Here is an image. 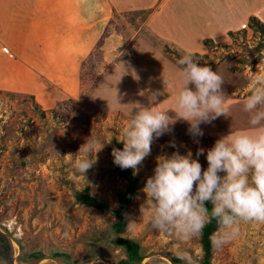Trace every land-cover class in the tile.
Here are the masks:
<instances>
[{
    "label": "rangeland",
    "instance_id": "1",
    "mask_svg": "<svg viewBox=\"0 0 264 264\" xmlns=\"http://www.w3.org/2000/svg\"><path fill=\"white\" fill-rule=\"evenodd\" d=\"M57 1L0 0V55L7 54L3 47L7 48L11 39L4 36V6L8 3V12H12L10 28L17 30L12 40L19 41L20 29L26 27L33 35L31 52L35 56L44 52L43 58L53 56V61L45 59V66H53L49 69L51 78L38 75L43 69L42 61L32 62L33 74L39 76L33 78V91L0 87V264H112L125 257L119 249L112 256L109 251L113 238L109 231L115 218L108 212L79 204L75 195L87 189L111 209L117 208L118 194L125 190L127 182L114 172L117 166L113 164L112 149L122 150L123 143L118 139H123L122 131L129 125L131 112L139 107L137 103L153 112L162 111L175 117L176 97L182 83L178 61L189 53L199 66H208L223 77L228 112L210 125L201 124L204 135L197 138L199 143L188 134V123L183 120H176L170 132L155 140L151 154L135 174L141 188L124 215L125 231L121 236L140 244L143 255L140 264H172L169 256L176 257L177 251L186 252L192 264H199L203 255L199 236L184 241L174 232L152 230L149 215L142 216L140 212L144 202L141 189L153 174L157 158L176 151L170 142L176 144L181 154L190 151L193 158L199 149H204L205 155L199 156V162L206 169L207 150L218 139L255 131L244 102L251 94L253 73L264 75V47H260L264 44V34L247 26L249 16L237 27H224L227 28L224 35H214L216 31H213L210 36L207 26L216 21L215 16L210 11L201 16L196 11L188 12L189 6L182 4V10L171 11L167 17L173 15L189 24L186 34L199 40L194 43L197 51L186 53L171 42L159 41L150 29H142L120 58L118 67L123 72L120 74L116 68L106 77L114 61L107 62L109 57L104 60L106 56L102 54L110 34L128 26L133 37V31H139L150 14L162 12L169 2L172 8L178 6L181 0H109L118 7V10L111 7L113 32L108 31L109 26L100 37H95L103 25L98 24L86 60L81 44L84 29L77 18L72 20L69 12H51L50 6ZM86 3L96 11L97 0ZM261 8L264 9V1ZM137 10H144L146 19L141 15L131 21ZM176 18L175 23L167 21L161 28L157 24L160 32L179 35L185 25ZM1 60L2 72L4 60ZM20 74L15 81L19 86ZM85 80L89 88L84 86L82 95L71 94ZM157 91L162 94L152 102L150 93ZM90 137L98 141L96 151L105 145L96 152V163L83 176L74 162L89 155L80 149ZM108 140L111 142L107 143ZM238 227L239 234L228 243L220 248L212 244L210 264H264V223L241 221ZM95 249L103 250L105 255L89 259ZM35 253H40L42 258L32 257ZM56 253L68 256L54 257ZM181 264L186 261L181 260Z\"/></svg>",
    "mask_w": 264,
    "mask_h": 264
},
{
    "label": "clouds",
    "instance_id": "2",
    "mask_svg": "<svg viewBox=\"0 0 264 264\" xmlns=\"http://www.w3.org/2000/svg\"><path fill=\"white\" fill-rule=\"evenodd\" d=\"M178 63L182 83L175 117L137 103L139 107L131 112L129 125L122 131L123 139H118L123 143L122 150L113 148L111 152L113 164L122 170L132 169L134 175L138 174L151 154L152 144L170 132L176 120L186 121L188 134L199 143L197 138L204 135L201 124L210 125L228 112L221 75L208 66H199L191 53ZM253 77L251 94L244 102L253 133L239 132L218 139L207 150L206 169L199 162V156L205 155L202 148L193 158L190 151L181 154L170 142L176 151L157 158L153 174L141 189L144 202L140 212L149 215L152 230L174 232L178 239L188 241L200 236L215 220L218 232L210 239L214 247L220 248L239 234V222L264 223V75L253 73ZM161 94L151 92L150 100L155 102ZM96 143L90 137L80 149L89 155L74 162L83 176L96 163V152L105 145L96 151ZM175 255L192 264L186 252L177 251Z\"/></svg>",
    "mask_w": 264,
    "mask_h": 264
},
{
    "label": "crops",
    "instance_id": "3",
    "mask_svg": "<svg viewBox=\"0 0 264 264\" xmlns=\"http://www.w3.org/2000/svg\"><path fill=\"white\" fill-rule=\"evenodd\" d=\"M91 2V0H58L56 4H52L50 6L52 13H58V12H69L71 14V18H77V21H79V24L82 25L81 28L84 29L82 33V45H83V58L86 60L91 53V44H92V33L93 30L97 31L98 24H103L102 27L99 26V32H95V37L101 36V33L103 31L107 30V27L110 26V29L108 31L113 32L112 24H113V17L111 16V7L115 10H118L117 6H113V3H110L109 0H97V5L95 6L96 11L93 12L91 10V4L88 3L85 4V2ZM171 1V0H170ZM264 0H181L178 4V6H175L172 8L171 3H167L162 7V12L158 13L154 11L153 14H150L146 22L143 24L139 31H133L135 32V35L132 37V34L130 33V29L128 26L125 27V29L121 32L114 30V35L110 34L109 38H107V42L104 44L103 56L106 57L103 58L104 60H107L109 57V61H112L114 59L112 66L107 70L108 74L106 77H108L116 68H118V71L121 74V69L118 67L120 64V58H122L127 52L128 48L134 43V41L137 39L138 35L142 33V29H150L152 33H154V36L158 38L159 41H167L171 42L178 47H180L183 51L186 53L191 51H197L198 46L195 45V42L197 39H193L192 37H189L188 34H186L187 25H189L187 22H183L180 18H176V16L167 17L168 14L172 12H178L182 10V4H185L188 7V12H195L199 13L200 16L205 11H210L213 16H215V22L212 24L210 23L207 27L208 35H212L213 31H216L214 35H224L225 29L224 27H237L239 24H242V22H246V17L254 15L256 12L259 13L254 15L257 17L260 21L264 23V9L261 8L262 3ZM173 2V1H172ZM53 3V2H52ZM55 3V1H54ZM112 4V5H111ZM111 5V6H110ZM11 7V4L9 5ZM44 7V5H43ZM48 7V6H46ZM10 8L8 7V3L4 6L5 10V32L4 36H10V43L8 44V47L4 48V50H7V54L5 55V52L2 53L4 57H1L0 55V61L1 58L4 60V65L2 66V72L0 71V78H2V82H0V87H8L9 90L15 89L16 87L24 89H29V91H33L31 89L34 88L35 84L33 81V78H37L39 76H34L33 74V67L32 62L35 60L42 61L43 62V69L42 71H38V75L45 76V77H52V72H50L53 66H45L46 61L51 59L53 61V56H46V58H43L44 52H41L40 54L37 53V56L31 52L33 47V35L30 30H28L26 27L21 28L19 32V41L14 42L12 40V37H15L17 34V30L12 31L10 28V20L12 19V12H8ZM49 9V10H50ZM186 9V8H185ZM96 14L95 18L93 19L92 13ZM10 13V14H9ZM117 13V12H116ZM83 14L82 16H80ZM206 15V14H205ZM164 18H167V20H164ZM175 18L180 21L181 25H185V28H180V33L173 32L175 35H172L171 33H163L160 32L158 26L162 27V23L165 25L167 24V21H171L175 23ZM206 19V16H205ZM70 20V22L72 21ZM198 20V19H197ZM7 22V23H6ZM112 22V23H111ZM203 25V23L201 22ZM207 25V24H206ZM245 25V24H244ZM160 27V28H161ZM192 27V26H190ZM231 27V28H232ZM194 28V27H193ZM164 29H167L164 27ZM71 29H68L67 32H70ZM175 30V27H174ZM203 30V27H202ZM181 32L183 35H181ZM218 33V34H216ZM115 36V38H112ZM180 36V37H179ZM181 36H184V39H181ZM193 39V40H191ZM65 40H68L66 38ZM157 40V41H158ZM5 45V43H3ZM195 46V47H194ZM80 48V50L82 49ZM18 58V59H15ZM49 57V58H48ZM81 58L82 60H84ZM45 59H47L45 61ZM44 60V61H43ZM31 62V63H29ZM1 64V63H0ZM123 72V71H122ZM20 74V81L22 82L21 85L16 84V80ZM104 77V78H106ZM103 78V80H104ZM37 79H35L36 81ZM47 80V79H46ZM102 80V81H103ZM86 80L80 84H78L77 90L75 93H72L73 95L83 94L84 90L83 87L89 86V83L86 84ZM101 82V81H100ZM100 82L97 86L100 85ZM102 83V82H101ZM86 84V85H85ZM89 88V87H87ZM92 92V91H91ZM57 95V94H56ZM89 96V95H88ZM88 98V97H87Z\"/></svg>",
    "mask_w": 264,
    "mask_h": 264
},
{
    "label": "trees",
    "instance_id": "4",
    "mask_svg": "<svg viewBox=\"0 0 264 264\" xmlns=\"http://www.w3.org/2000/svg\"><path fill=\"white\" fill-rule=\"evenodd\" d=\"M143 11L144 10L134 11L131 21H135V19H137V16L143 15L144 17H147V15ZM247 26L256 32H259L260 34H264V23L255 16L249 17ZM260 47H264V44H261ZM255 51L256 53H258V49H256ZM256 61H258V57L256 58ZM114 172L127 182L125 190L118 194L116 201L117 208L115 210L111 209L104 201L90 195L87 189L83 193H76L75 200L79 204L91 207L97 211L108 212L115 218V223L111 226V231H109V235L113 234V238H111L110 240V244L112 246L109 251L111 252L112 256L113 251L115 252V250L119 249L122 251L125 257L118 260L117 262L112 261V264H140V262L143 260L140 244H138V242L134 239L122 237L121 235L125 231L124 215L128 209V206L133 201L137 191L141 188V185L138 182V177L133 174L132 169L122 170L117 166ZM211 207V204H209V211L211 210ZM217 231L218 225L215 220H212L205 226L202 234L199 236L201 248L203 251V255L199 261V264H210L212 257V242L210 237H212ZM105 234L108 235V233ZM103 255H105V252L103 250L95 249L89 259H94L97 256ZM61 256L67 257L68 255L64 253L54 254V257ZM32 257L37 259L42 258L40 253H35L32 255ZM169 259L172 264H181V260L177 259V257L175 256H169ZM162 264L166 263L162 262Z\"/></svg>",
    "mask_w": 264,
    "mask_h": 264
}]
</instances>
